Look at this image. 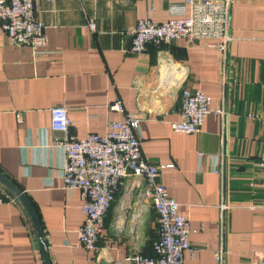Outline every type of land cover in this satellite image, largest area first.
<instances>
[{
	"label": "crops",
	"instance_id": "crops-1",
	"mask_svg": "<svg viewBox=\"0 0 264 264\" xmlns=\"http://www.w3.org/2000/svg\"><path fill=\"white\" fill-rule=\"evenodd\" d=\"M171 4L35 0L46 40L42 54L12 46L0 28V173L31 204L50 264L147 257L156 238L145 180L126 176L95 249L77 244L81 200L79 190L62 185L61 152L49 129L54 106L67 109V134L75 138L102 135L108 122L126 114L138 118L141 155L152 165H172L159 168L157 181L188 219L193 249L183 252V264H218L220 244L222 264H264V168L256 165L264 155V0L231 1L224 55L184 39L129 52L136 21H163ZM182 89L203 92L222 117L208 114L196 133L172 131L167 122L178 120ZM115 99L119 110L108 107ZM7 192L0 184V193ZM0 264H43L16 197L0 204Z\"/></svg>",
	"mask_w": 264,
	"mask_h": 264
},
{
	"label": "built area",
	"instance_id": "built-area-1",
	"mask_svg": "<svg viewBox=\"0 0 264 264\" xmlns=\"http://www.w3.org/2000/svg\"><path fill=\"white\" fill-rule=\"evenodd\" d=\"M165 1L172 2L168 9L169 17L163 21L139 18L129 31V52L138 54L148 46L157 48L184 39L225 54L230 41L229 7L232 0ZM34 2L0 0V28L12 46L26 45L33 54H42L46 40L43 24L35 15ZM87 26L93 29L94 23L90 21ZM209 103L208 96L198 89H182L178 120L167 124L178 134L196 133L205 116L210 113L220 117L223 115L221 107L211 108ZM108 107L119 110L120 101L115 99ZM68 125L64 106L50 108L49 129L56 134L51 145L61 152L60 177L63 188L79 190L81 200L79 209L82 223L76 230L77 244L85 251L95 249L105 213L121 179L126 176L140 177L145 180L143 193L150 198L156 216L152 255L146 257L132 253L123 260H115L113 264H183V252L193 249L188 241V219L178 212L176 201L157 181L159 168L172 165H152L141 155L136 135L138 118L126 114L121 121L108 122L104 134L88 133L80 138L67 134ZM256 165L264 168V155ZM13 201L15 197L10 193H0V204ZM220 207L225 208L223 204ZM222 253L220 244L214 252L218 264H222Z\"/></svg>",
	"mask_w": 264,
	"mask_h": 264
},
{
	"label": "water",
	"instance_id": "water-1",
	"mask_svg": "<svg viewBox=\"0 0 264 264\" xmlns=\"http://www.w3.org/2000/svg\"><path fill=\"white\" fill-rule=\"evenodd\" d=\"M0 184L7 189L10 193H12L22 204L23 208L25 209L26 213L28 214V217L31 221L35 237L37 240L39 252L41 255V260L43 264H50L48 254L46 251L45 241L39 226V223L37 221V218L35 216V213L33 211V208L31 204L28 202V200L25 198V196L13 186L11 182H9L1 173H0Z\"/></svg>",
	"mask_w": 264,
	"mask_h": 264
}]
</instances>
